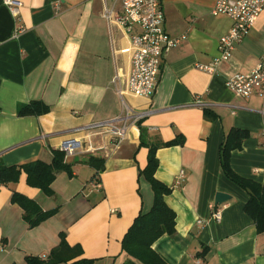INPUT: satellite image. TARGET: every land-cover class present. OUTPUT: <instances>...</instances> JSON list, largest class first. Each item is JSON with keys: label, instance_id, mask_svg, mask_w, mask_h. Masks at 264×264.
Returning a JSON list of instances; mask_svg holds the SVG:
<instances>
[{"label": "crops", "instance_id": "crops-1", "mask_svg": "<svg viewBox=\"0 0 264 264\" xmlns=\"http://www.w3.org/2000/svg\"><path fill=\"white\" fill-rule=\"evenodd\" d=\"M18 1L13 15L0 0V163H49L52 150L77 127L84 128L76 133L84 143L65 159L72 176L56 173L51 195L29 186L23 172L17 182L0 185V264L47 255L60 234L67 244L80 245L81 256L95 259L93 264L129 259L121 240L153 203L149 183L139 176L148 153L138 146L140 136L160 144L176 141L159 145L154 173L171 189L164 201L175 213V231L155 240L152 249L167 264H264V232L257 233L243 209L249 194L225 177L220 162L228 133L245 131L229 164L264 189V100L235 96L225 86L233 75L252 70L264 54V10L210 74L196 64L213 60L231 21L211 13L215 0H161L165 30L184 37L161 59L153 93L143 97L125 91L128 34L101 16L105 6L117 11L120 0ZM31 100L42 101L49 111L19 116L18 107ZM127 110L146 114L129 120L127 138L114 147L108 128L92 125L116 119L113 124L120 126ZM90 157L101 159L102 169L91 167ZM13 192L42 210L57 211L29 227L22 209L10 201ZM216 192L230 196L217 205L219 221L211 219L209 208Z\"/></svg>", "mask_w": 264, "mask_h": 264}, {"label": "built area", "instance_id": "built-area-1", "mask_svg": "<svg viewBox=\"0 0 264 264\" xmlns=\"http://www.w3.org/2000/svg\"><path fill=\"white\" fill-rule=\"evenodd\" d=\"M13 15L18 14L21 2L18 0H3ZM264 10V0H215L211 8L214 16L224 15L231 21L228 31L222 35L217 44V55L207 64H196V68L213 74L217 65L227 60L236 44L249 32L258 15ZM101 16L111 24L122 28L129 36L130 53L129 70L125 81V91L134 96L148 97L153 93L159 74L161 59L184 36H172L164 28V11L161 0H120L117 11L103 7ZM23 27L19 26L21 32ZM117 80V78H115ZM226 88L235 96L248 98L260 96L264 100V54L257 65L247 73L235 74L225 81ZM196 104L202 105L200 100ZM146 112L126 111L120 126L109 122H99L92 127H106L111 135V143L118 147L127 138L129 120L133 123L145 116ZM82 127L73 128L59 143L58 149L63 152L64 160L75 155L83 147L81 138L76 133ZM151 130H156L152 127ZM97 148L89 146V150ZM183 177V173H180ZM92 187L98 184H91ZM211 219L219 221L221 210L217 205H209ZM201 221L198 220V223ZM44 259L45 254L40 255Z\"/></svg>", "mask_w": 264, "mask_h": 264}, {"label": "trees", "instance_id": "trees-1", "mask_svg": "<svg viewBox=\"0 0 264 264\" xmlns=\"http://www.w3.org/2000/svg\"><path fill=\"white\" fill-rule=\"evenodd\" d=\"M49 111V106L40 100H31L27 104L18 107L19 116H38ZM247 133L242 130L232 129L226 136L220 147V162L223 173L227 179L235 183L249 194V199L245 203L244 212L251 218L255 224L257 233L264 232V189L263 186L251 179L237 175L230 167V153L234 149L241 147L243 139ZM176 143L175 140L161 143L163 146H170ZM160 143L148 141L143 136L139 138L138 146H144L148 149L147 164L139 170V176H142L150 185L153 193V203L149 211L140 212L133 220L121 240V250L124 251L129 259L122 264H167L152 249V244L162 235H171L175 229V213L167 206L164 196L171 192V189L154 177L157 168V159L155 152ZM101 159L90 157L87 163L99 170ZM59 171H65L72 176L70 166L64 160V154L59 149L52 150V159L49 163L40 160H32L18 165H3L0 163V185H7L18 181L20 174L26 175V183L29 186L39 188L44 194L51 195V183ZM13 204L22 209V219L29 227H34L45 219L53 216L57 208L42 210L32 199L13 192L10 197ZM204 249L199 256H204ZM80 245H69L60 234L58 245L52 248L45 258L42 259L36 255H26L22 264H93L95 259L84 258Z\"/></svg>", "mask_w": 264, "mask_h": 264}, {"label": "water", "instance_id": "water-1", "mask_svg": "<svg viewBox=\"0 0 264 264\" xmlns=\"http://www.w3.org/2000/svg\"><path fill=\"white\" fill-rule=\"evenodd\" d=\"M229 195H227L224 192H216L215 197H214V202L216 205L222 204L226 200L229 199Z\"/></svg>", "mask_w": 264, "mask_h": 264}, {"label": "rangeland", "instance_id": "rangeland-1", "mask_svg": "<svg viewBox=\"0 0 264 264\" xmlns=\"http://www.w3.org/2000/svg\"><path fill=\"white\" fill-rule=\"evenodd\" d=\"M88 174V173H87Z\"/></svg>", "mask_w": 264, "mask_h": 264}]
</instances>
